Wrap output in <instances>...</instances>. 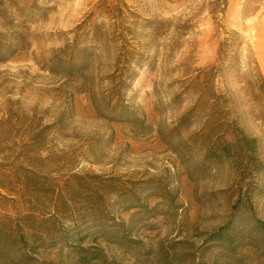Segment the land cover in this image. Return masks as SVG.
<instances>
[{
    "label": "rangeland",
    "instance_id": "rangeland-1",
    "mask_svg": "<svg viewBox=\"0 0 264 264\" xmlns=\"http://www.w3.org/2000/svg\"><path fill=\"white\" fill-rule=\"evenodd\" d=\"M263 81L264 0H0V264H264Z\"/></svg>",
    "mask_w": 264,
    "mask_h": 264
},
{
    "label": "trees",
    "instance_id": "trees-1",
    "mask_svg": "<svg viewBox=\"0 0 264 264\" xmlns=\"http://www.w3.org/2000/svg\"><path fill=\"white\" fill-rule=\"evenodd\" d=\"M262 87L264 88V81L262 83ZM227 133L228 132H221L219 134V141H216V146L214 147L213 153L214 155H218V149L228 156H234L237 158V161H240L242 163V167L248 168L251 171L253 169H256L255 167L262 166V163L260 162V159L257 155V139L254 137H250L247 134L244 133L242 129L239 127H234L232 129V132L230 134L231 140H227ZM247 182L246 187L251 189L253 187V183L251 180L254 179V174H251L250 176H245L244 180ZM227 229V226H222L217 232V235L219 238H222L224 236L223 232H225ZM3 234L6 238H11L13 242L16 244L24 245L26 244L25 238H21L23 236L18 237V233L12 234V232L1 230V235ZM100 248H90V247H84L80 246L77 252L76 256V264H109V261L107 258L100 254ZM19 255V254H18ZM22 255V254H20ZM27 257V259H26ZM23 259H25V262L31 263L33 259L28 258V256L23 255ZM30 261V262H29ZM17 263V262H16ZM19 264V263H17Z\"/></svg>",
    "mask_w": 264,
    "mask_h": 264
}]
</instances>
